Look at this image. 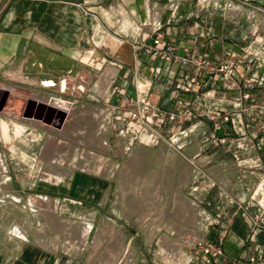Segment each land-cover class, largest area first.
Segmentation results:
<instances>
[{
  "label": "rangeland",
  "instance_id": "obj_1",
  "mask_svg": "<svg viewBox=\"0 0 264 264\" xmlns=\"http://www.w3.org/2000/svg\"><path fill=\"white\" fill-rule=\"evenodd\" d=\"M229 1L227 6L221 4L222 11L217 10L229 16V30L239 46L234 50L235 60L243 62L247 73L237 71L234 81L223 87L225 92L235 93V105L246 114L247 122L245 117L242 120L250 125V133L259 136V156L264 159V5ZM110 76L108 73L106 83L84 85L82 89L69 86L66 96L78 100L75 110L72 103L58 97L36 98L34 88L22 90V96L16 87L11 92L0 89V112L16 108L23 116L27 113L30 120L29 111L47 112L42 121L50 119L52 127L42 133L36 150L29 144L27 148L17 143L0 144L4 162L0 166V241L6 242L10 251H22V245L9 241L23 240L10 228L13 220L21 218L31 242L36 239L40 243L41 258L17 264H224L226 251L219 237L225 236L227 229L220 230L214 239L215 218L199 202L220 201L211 192L213 182L196 184L191 180L192 168L179 161L171 144L134 140L131 132H126V123L117 121L120 107L112 101L120 87ZM243 94L249 97L240 101ZM98 108L107 109L106 130L111 144H98L106 140L104 132L98 137L99 121L94 117ZM122 131L126 132L125 139ZM225 137L227 144L233 139ZM51 139L60 143L57 150L52 148L54 162L40 155ZM203 144L208 146L207 152L217 147L207 135ZM11 146L17 151L20 148L21 153L14 155ZM251 159L252 154L247 162L240 156H228L220 164H206L204 169L232 192L239 168L245 171L244 183L251 193L247 192L244 207L264 230V166L255 167ZM195 186L203 187L205 195H192ZM233 194L224 199H241L237 190ZM40 197L55 201L56 208L46 201L41 203ZM250 253L236 263L249 264V257L255 258L256 264L262 263L264 249ZM32 255L28 253L27 259Z\"/></svg>",
  "mask_w": 264,
  "mask_h": 264
},
{
  "label": "crops",
  "instance_id": "obj_2",
  "mask_svg": "<svg viewBox=\"0 0 264 264\" xmlns=\"http://www.w3.org/2000/svg\"><path fill=\"white\" fill-rule=\"evenodd\" d=\"M228 2L0 0V89L11 92L16 87L17 94L22 96V90L34 88L36 98L42 95L46 98L58 97L72 103V110H75L78 100L66 96L69 86L80 89L84 85L106 83L109 73L112 75L111 82L120 87L119 93L112 99L119 105V111L126 110L127 97L134 100L148 98L153 109L165 116L163 124H155L162 142L157 139L152 144H171L179 161L192 168L190 178L196 184L203 180L213 182L211 192L220 197V201L213 200L212 204L210 201L199 202L215 218L216 228L212 227L211 235L214 239H217L220 230L227 229L225 236L220 234L219 237L226 251L224 264H237L238 259L247 258L250 252L264 249V230L259 229L249 210L244 207V201L251 193L249 186L244 183L245 171L239 168L238 175L233 178L236 187L232 192L217 183L216 177H209L204 166L209 163L220 164L228 156H240L243 162H247L245 159L251 154L255 167L264 166V159L259 156L262 151L258 144L259 136L256 138L250 133V125L242 120L244 117L246 120V114L235 105V93L225 92L217 77L198 73L194 65L182 77L180 64L165 62L146 52L155 38L156 26H160L165 34V42L175 46L180 56H187L192 62L205 59L217 63L227 59L230 53L237 50L236 47L239 48L234 44L233 31L229 30V16L220 12L222 5L227 6ZM241 3L262 6L264 0H241ZM195 76L199 78L201 86L192 93L184 92L182 82ZM188 101L191 102L189 109L193 116L181 120ZM94 111L95 119L99 121V126L102 124L105 127L106 133V140H100L98 144H111L106 130L107 109L98 108ZM214 111L229 116L228 121L220 120L222 129L219 131L215 129V122L206 118L207 114ZM29 112L38 114L31 120L39 124L26 121L27 113L23 116L16 108L0 112V144L17 143L24 148L29 144L37 149L42 133L52 128L48 124L51 121H42L47 112ZM171 115L178 120L170 121ZM205 135L231 136L233 139L225 146H217L207 152L209 148L203 144ZM59 146L58 140H49L40 153L41 159L50 158L54 162L52 148L57 150ZM10 148L14 155L21 153L16 146ZM0 159L4 164L3 159ZM223 173L227 174V171ZM202 190L203 187L200 189L195 186L192 195L202 197L205 195ZM236 190L240 192L239 201L224 199L232 197ZM39 200L56 208L55 201L42 200L41 197ZM10 228L16 229L23 242H15L13 238L9 241L14 246L22 245V251H10L5 246L7 243L0 241V264L40 260V243L36 239L31 242L32 237L26 230L25 221L21 218L13 220ZM28 253L34 255L27 259ZM238 263L244 264L242 261ZM261 264H264V259Z\"/></svg>",
  "mask_w": 264,
  "mask_h": 264
},
{
  "label": "built area",
  "instance_id": "obj_3",
  "mask_svg": "<svg viewBox=\"0 0 264 264\" xmlns=\"http://www.w3.org/2000/svg\"><path fill=\"white\" fill-rule=\"evenodd\" d=\"M146 49L147 54L150 56L160 57L165 62L180 64L182 67V77H184L186 71H190L192 65H194L198 73H207L213 77L215 76L222 84L226 86L234 81L237 71L242 70L243 73H247L243 62L235 60V57L237 56L235 51L230 53L227 59L218 61L217 63H211L209 60L205 59L192 62L187 56H180L177 53L175 46L165 42V34L160 26H156L155 38L151 42V45ZM244 79L246 80L247 78ZM200 86L201 82L197 76L186 80L185 83L182 82L181 85L182 90L186 93H192ZM248 97V94H243L239 100L242 101ZM126 105L129 107V109L120 111L117 121L126 123V132L130 131L134 140L143 138L142 140L146 139L147 143H153L157 139L161 138L160 133L155 127V124H163L165 122V116L159 111L153 109L152 103L148 98L140 97L134 100L127 97ZM190 106L191 102L188 101L185 104L187 109L180 117L181 120H186L193 116V113L189 109ZM206 118L211 122H215V129L218 131L222 129L220 120H229V116H223L221 111L210 112L206 115ZM169 120L177 121L178 118L174 115H171L169 116ZM126 132H121L124 139L126 137ZM124 144H126V142H124ZM211 144H215L219 147L225 146L227 144V138L225 136L218 137L213 135L211 136ZM210 252L211 250L208 248L206 253L209 254ZM213 255L214 257L217 256L215 253H213ZM248 261L249 264H256L255 258L249 257Z\"/></svg>",
  "mask_w": 264,
  "mask_h": 264
},
{
  "label": "bare ground",
  "instance_id": "obj_4",
  "mask_svg": "<svg viewBox=\"0 0 264 264\" xmlns=\"http://www.w3.org/2000/svg\"><path fill=\"white\" fill-rule=\"evenodd\" d=\"M98 118H99V116H98ZM26 121H29V122H32V123H34L35 122V124H39L38 123V121H34V120H30V119H26ZM104 130V128H103V125L102 124H100V126H99V131H98V136H99V138H100V136L102 135V132H104L103 131ZM34 136V135H33ZM95 137V136H94ZM98 139V138H97ZM3 162V161H2ZM2 164H1V159H0V166H1ZM1 168V167H0ZM2 169V168H1ZM3 173V171H1V174Z\"/></svg>",
  "mask_w": 264,
  "mask_h": 264
},
{
  "label": "flooded vegetation",
  "instance_id": "obj_5",
  "mask_svg": "<svg viewBox=\"0 0 264 264\" xmlns=\"http://www.w3.org/2000/svg\"><path fill=\"white\" fill-rule=\"evenodd\" d=\"M40 109L43 110V107H40ZM29 115H30L31 117H33V116H38L37 113H34V114H33L32 112H30Z\"/></svg>",
  "mask_w": 264,
  "mask_h": 264
}]
</instances>
